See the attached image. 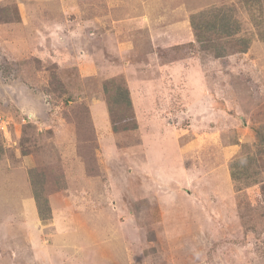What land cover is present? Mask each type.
Instances as JSON below:
<instances>
[{"label":"rangeland","instance_id":"374dc122","mask_svg":"<svg viewBox=\"0 0 264 264\" xmlns=\"http://www.w3.org/2000/svg\"><path fill=\"white\" fill-rule=\"evenodd\" d=\"M219 12L225 56L190 22ZM0 19V264H264V0H0Z\"/></svg>","mask_w":264,"mask_h":264},{"label":"trees","instance_id":"16d2710c","mask_svg":"<svg viewBox=\"0 0 264 264\" xmlns=\"http://www.w3.org/2000/svg\"><path fill=\"white\" fill-rule=\"evenodd\" d=\"M227 13L230 16L229 12ZM228 15L223 12H219L217 16H210L209 14H193L190 19L195 40L200 44H210L211 46H207V50L211 51L215 56H225L229 53L238 51V47L227 51V49L223 47V40L221 41L223 38L233 37L235 34H238L239 31V23L236 22L232 16V19H230ZM243 41L245 44L241 46L239 51H244L247 47V40ZM103 90L106 94L112 130L117 132L121 131L120 129H133V127L136 125V121L133 119V112L131 110L128 91L123 89L120 82L115 79H110L107 81V83H104ZM127 123H130L131 125H127ZM3 152V146L0 145V155ZM237 170V168H231L230 170V177L233 180H237L240 177V174ZM239 171L241 172V175H243V171L240 169ZM27 178L32 191V196L36 201L39 218L41 220L49 218L48 216H45V210L47 213L50 211V204L47 199L48 195L42 197L44 194L43 187L46 180L44 172L34 167L33 169H29L27 171ZM60 179L62 181L64 180V177L61 175ZM57 181H59V179L56 180V182Z\"/></svg>","mask_w":264,"mask_h":264},{"label":"crops","instance_id":"0c3cea01","mask_svg":"<svg viewBox=\"0 0 264 264\" xmlns=\"http://www.w3.org/2000/svg\"><path fill=\"white\" fill-rule=\"evenodd\" d=\"M49 201V200H48ZM29 204V203H28ZM49 204H50V201H49ZM52 206H53V203H52ZM55 208H54V206H53V209H52V211H53V213H54V210ZM25 210H26V212H27V214H28V218H29V221L31 222V221H33V219H34V217H36V215H37V211H36V213L34 214V216L32 215H30V213L31 212H34V208H33V206L31 205V204H29V209H27V207H25ZM31 218V219H30ZM33 218V219H32ZM37 218H39L38 216H37ZM39 220V219H38ZM51 221H54V216L52 215V218H51ZM52 225H54V223L52 222Z\"/></svg>","mask_w":264,"mask_h":264}]
</instances>
